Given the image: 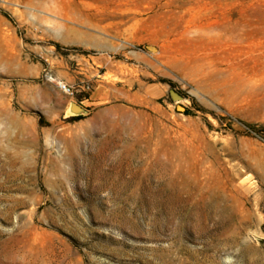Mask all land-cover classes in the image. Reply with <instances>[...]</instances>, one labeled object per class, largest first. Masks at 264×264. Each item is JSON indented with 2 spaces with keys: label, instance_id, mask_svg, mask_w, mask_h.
<instances>
[{
  "label": "rangeland",
  "instance_id": "1",
  "mask_svg": "<svg viewBox=\"0 0 264 264\" xmlns=\"http://www.w3.org/2000/svg\"><path fill=\"white\" fill-rule=\"evenodd\" d=\"M0 264H264V0H0Z\"/></svg>",
  "mask_w": 264,
  "mask_h": 264
},
{
  "label": "water",
  "instance_id": "2",
  "mask_svg": "<svg viewBox=\"0 0 264 264\" xmlns=\"http://www.w3.org/2000/svg\"><path fill=\"white\" fill-rule=\"evenodd\" d=\"M149 49H151V48H149Z\"/></svg>",
  "mask_w": 264,
  "mask_h": 264
}]
</instances>
